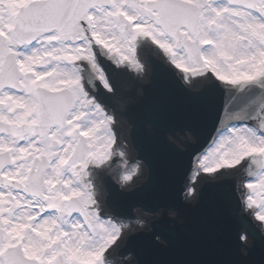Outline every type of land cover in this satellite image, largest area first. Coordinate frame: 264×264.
<instances>
[{
    "label": "snow or ice",
    "instance_id": "obj_1",
    "mask_svg": "<svg viewBox=\"0 0 264 264\" xmlns=\"http://www.w3.org/2000/svg\"><path fill=\"white\" fill-rule=\"evenodd\" d=\"M258 249L264 0H0V264Z\"/></svg>",
    "mask_w": 264,
    "mask_h": 264
},
{
    "label": "water",
    "instance_id": "obj_2",
    "mask_svg": "<svg viewBox=\"0 0 264 264\" xmlns=\"http://www.w3.org/2000/svg\"><path fill=\"white\" fill-rule=\"evenodd\" d=\"M148 91L150 92L151 89H148ZM175 99L173 98L171 102L182 103V101H180L178 98H175ZM137 112H138V110L135 111V113H132V118L134 120L136 118ZM206 191L210 192L211 190L206 189ZM194 223H195L194 219L190 218L189 219V227H191V225H193ZM179 240H180L181 247H185L184 249H190V248L198 246L193 240H191L189 237H187L183 234L179 237ZM262 255H264V253H262L261 250L258 249L252 258V264H260Z\"/></svg>",
    "mask_w": 264,
    "mask_h": 264
},
{
    "label": "flooded vegetation",
    "instance_id": "obj_3",
    "mask_svg": "<svg viewBox=\"0 0 264 264\" xmlns=\"http://www.w3.org/2000/svg\"><path fill=\"white\" fill-rule=\"evenodd\" d=\"M126 85H128V84H126Z\"/></svg>",
    "mask_w": 264,
    "mask_h": 264
}]
</instances>
